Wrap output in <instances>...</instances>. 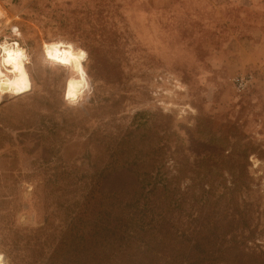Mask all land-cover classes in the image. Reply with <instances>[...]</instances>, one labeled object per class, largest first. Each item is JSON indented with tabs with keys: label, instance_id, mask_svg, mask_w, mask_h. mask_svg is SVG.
Instances as JSON below:
<instances>
[{
	"label": "rangeland",
	"instance_id": "374dc122",
	"mask_svg": "<svg viewBox=\"0 0 264 264\" xmlns=\"http://www.w3.org/2000/svg\"><path fill=\"white\" fill-rule=\"evenodd\" d=\"M3 41L30 82L0 100L4 264H160L108 245L143 178L176 264H264V0H0ZM53 45L86 53L75 103Z\"/></svg>",
	"mask_w": 264,
	"mask_h": 264
},
{
	"label": "trees",
	"instance_id": "16d2710c",
	"mask_svg": "<svg viewBox=\"0 0 264 264\" xmlns=\"http://www.w3.org/2000/svg\"><path fill=\"white\" fill-rule=\"evenodd\" d=\"M151 178H143L140 182L141 187L132 194V198L124 206L119 205L116 211L108 206L107 210V232L112 231L113 236L108 245L112 244L113 249L124 251L125 246L136 244L134 250L144 248L146 253L157 257L160 264H176L180 259L179 249L171 251H159L158 246L165 238L161 230L157 227L164 222V208L162 205L153 203L151 195H154L156 188L145 190L146 184ZM111 213H113L111 223ZM126 219V221H123ZM124 225L121 226V223ZM148 233L151 240H144L140 237L141 233ZM184 264V262H183Z\"/></svg>",
	"mask_w": 264,
	"mask_h": 264
},
{
	"label": "clouds",
	"instance_id": "9594fccd",
	"mask_svg": "<svg viewBox=\"0 0 264 264\" xmlns=\"http://www.w3.org/2000/svg\"><path fill=\"white\" fill-rule=\"evenodd\" d=\"M12 31L15 33L16 29L13 28ZM0 51L3 52L0 65L10 66L9 71L14 74L12 79H8L5 73L0 72V95H2L4 91H7L9 94H14L26 90L29 84L23 65L28 62V57L25 55L24 50L14 44L12 47L3 48L0 49ZM45 56L48 60L61 65H75L80 80L75 83L69 81L65 94V99L69 103H75L83 89L87 88L85 73L81 67V62L85 60L86 53L78 51L73 54L71 48L62 50L59 45H53L51 47H46ZM0 264H4L2 259H0Z\"/></svg>",
	"mask_w": 264,
	"mask_h": 264
},
{
	"label": "bare ground",
	"instance_id": "6f19581e",
	"mask_svg": "<svg viewBox=\"0 0 264 264\" xmlns=\"http://www.w3.org/2000/svg\"><path fill=\"white\" fill-rule=\"evenodd\" d=\"M14 44H15L17 47H19V48L22 49V47H20L21 45H19L18 42L9 43V42H7V41L0 42V49L7 48V47H12ZM24 52H25V51H24ZM2 57H3V52L0 51V59H2ZM23 67H24V71H26L25 64L23 65ZM9 69H10V66H3V65H0V72L5 73V75L7 76L8 79H12L13 76H14V74L11 73V72L9 71ZM27 79H28V78H27ZM28 84H29V86H28V88H27L26 90H24V91H20V92L14 93V94H9L7 91H4L3 94L0 95V100H1L2 96H5V95H11V96L16 97V96H19V95H21V94H23V93H26V92L30 89V82H29V80H28Z\"/></svg>",
	"mask_w": 264,
	"mask_h": 264
},
{
	"label": "built area",
	"instance_id": "2783aa9c",
	"mask_svg": "<svg viewBox=\"0 0 264 264\" xmlns=\"http://www.w3.org/2000/svg\"><path fill=\"white\" fill-rule=\"evenodd\" d=\"M252 75H239L232 79V85L236 91L244 90L250 83Z\"/></svg>",
	"mask_w": 264,
	"mask_h": 264
}]
</instances>
